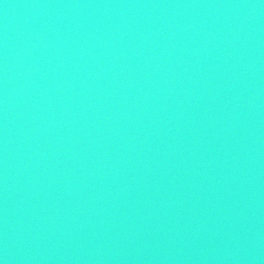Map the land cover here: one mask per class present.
Masks as SVG:
<instances>
[{
    "label": "water",
    "instance_id": "water-1",
    "mask_svg": "<svg viewBox=\"0 0 264 264\" xmlns=\"http://www.w3.org/2000/svg\"><path fill=\"white\" fill-rule=\"evenodd\" d=\"M0 264H264V0H0Z\"/></svg>",
    "mask_w": 264,
    "mask_h": 264
}]
</instances>
